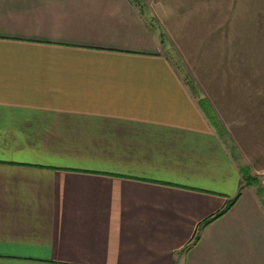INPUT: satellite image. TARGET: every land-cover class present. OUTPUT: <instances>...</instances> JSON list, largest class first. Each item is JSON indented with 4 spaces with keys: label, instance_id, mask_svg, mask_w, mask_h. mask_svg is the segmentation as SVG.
<instances>
[{
    "label": "crops",
    "instance_id": "0c3cea01",
    "mask_svg": "<svg viewBox=\"0 0 264 264\" xmlns=\"http://www.w3.org/2000/svg\"><path fill=\"white\" fill-rule=\"evenodd\" d=\"M139 1L0 0V264H264L257 94Z\"/></svg>",
    "mask_w": 264,
    "mask_h": 264
},
{
    "label": "rangeland",
    "instance_id": "374dc122",
    "mask_svg": "<svg viewBox=\"0 0 264 264\" xmlns=\"http://www.w3.org/2000/svg\"><path fill=\"white\" fill-rule=\"evenodd\" d=\"M139 4L152 26L164 31L166 51L174 49L166 29L187 22L188 72L197 74L201 64H212L214 72L217 66L225 76L237 75L241 93L249 86L260 97L253 101L260 103L256 114L262 116L257 119H264V0H140ZM237 123L244 124L234 121L228 127ZM260 145L264 146V136ZM236 154L244 163V156ZM251 174L254 180L248 186L264 196V172Z\"/></svg>",
    "mask_w": 264,
    "mask_h": 264
},
{
    "label": "trees",
    "instance_id": "16d2710c",
    "mask_svg": "<svg viewBox=\"0 0 264 264\" xmlns=\"http://www.w3.org/2000/svg\"><path fill=\"white\" fill-rule=\"evenodd\" d=\"M188 83L190 84L192 91L196 94L198 90H197V87H196L194 80L190 79V80H188ZM199 102H200L201 107L205 110V112L208 115L211 122L213 124H215L217 127H220L221 124L218 121L217 115H216L213 107L211 106L209 100L205 97H201L199 99ZM242 172H243L244 183L241 185L240 190L237 193V195L234 198H232L229 201V203H227L224 206L223 209L215 212L214 214H212L211 216L206 218L203 222H201V224L199 225V228L205 227L206 225H208L209 223H211L212 221H214L215 219H217L218 217L223 215L226 211H228L231 208V206H233V204L237 201V199L242 195V189L245 186H247L252 180H254V178L252 177L251 171L247 166L242 167ZM197 239H198V235H195V239L193 241L195 242V241H197Z\"/></svg>",
    "mask_w": 264,
    "mask_h": 264
}]
</instances>
